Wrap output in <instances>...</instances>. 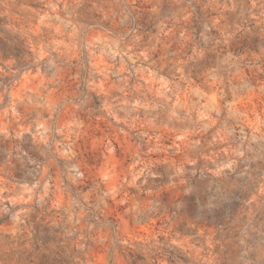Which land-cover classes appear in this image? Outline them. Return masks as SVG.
Listing matches in <instances>:
<instances>
[{"label": "clouds", "instance_id": "obj_1", "mask_svg": "<svg viewBox=\"0 0 264 264\" xmlns=\"http://www.w3.org/2000/svg\"><path fill=\"white\" fill-rule=\"evenodd\" d=\"M0 264H264V0H0Z\"/></svg>", "mask_w": 264, "mask_h": 264}]
</instances>
